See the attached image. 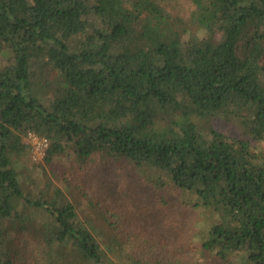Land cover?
Returning a JSON list of instances; mask_svg holds the SVG:
<instances>
[{
    "label": "trees",
    "instance_id": "16d2710c",
    "mask_svg": "<svg viewBox=\"0 0 264 264\" xmlns=\"http://www.w3.org/2000/svg\"><path fill=\"white\" fill-rule=\"evenodd\" d=\"M190 1L184 19L158 0H0V264L19 263L24 238L35 264H118L65 181L19 179L27 132L47 138L45 163L71 149L162 173L197 212L194 251L264 264V152L246 139L264 140V0Z\"/></svg>",
    "mask_w": 264,
    "mask_h": 264
},
{
    "label": "rangeland",
    "instance_id": "374dc122",
    "mask_svg": "<svg viewBox=\"0 0 264 264\" xmlns=\"http://www.w3.org/2000/svg\"><path fill=\"white\" fill-rule=\"evenodd\" d=\"M171 13L184 19L190 16L193 4L190 0H158ZM0 58L4 56L0 53ZM214 125L228 138H243L241 129L225 118L215 117ZM251 141L255 152L262 156L264 140ZM17 175L37 179L40 186L64 187L66 182V201L71 202L83 221L100 228L103 247L118 264H129L130 256L145 257L151 264H220L194 251L198 250L197 212L177 201L176 188L160 184L162 173L152 170L133 169L127 161L100 160L95 155L88 162L80 163L71 149L57 155L49 163L43 158H33L25 135L15 146ZM157 179V185L150 184ZM163 195L168 207L161 209L157 198ZM176 199V200H175ZM177 201V203H175ZM33 217L43 221V212H33ZM15 234L21 232L13 229ZM17 241L15 237L8 244ZM16 251L18 264H35L30 250V241L22 240ZM32 244V243H31ZM180 250V251H179ZM177 259H179L177 261ZM232 261H235L232 258Z\"/></svg>",
    "mask_w": 264,
    "mask_h": 264
},
{
    "label": "built area",
    "instance_id": "2783aa9c",
    "mask_svg": "<svg viewBox=\"0 0 264 264\" xmlns=\"http://www.w3.org/2000/svg\"><path fill=\"white\" fill-rule=\"evenodd\" d=\"M25 136L30 146L33 158H43L49 144L47 138L38 136L33 132H27Z\"/></svg>",
    "mask_w": 264,
    "mask_h": 264
}]
</instances>
